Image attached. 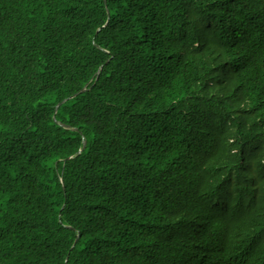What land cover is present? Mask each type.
<instances>
[{"label":"trees","instance_id":"1","mask_svg":"<svg viewBox=\"0 0 264 264\" xmlns=\"http://www.w3.org/2000/svg\"><path fill=\"white\" fill-rule=\"evenodd\" d=\"M0 264H264V0H0Z\"/></svg>","mask_w":264,"mask_h":264},{"label":"water","instance_id":"2","mask_svg":"<svg viewBox=\"0 0 264 264\" xmlns=\"http://www.w3.org/2000/svg\"><path fill=\"white\" fill-rule=\"evenodd\" d=\"M102 68H103V67H102ZM102 68H101V69L99 70V72H98V77H97V79L99 78V75H100V72H101ZM85 91H86V88L82 90V92H85ZM58 107H59V106H58Z\"/></svg>","mask_w":264,"mask_h":264}]
</instances>
